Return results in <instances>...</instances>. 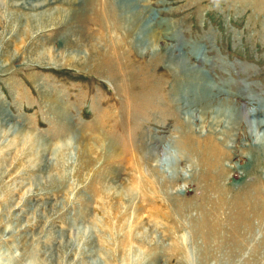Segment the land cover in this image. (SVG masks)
<instances>
[{"label":"rangeland","instance_id":"374dc122","mask_svg":"<svg viewBox=\"0 0 264 264\" xmlns=\"http://www.w3.org/2000/svg\"><path fill=\"white\" fill-rule=\"evenodd\" d=\"M66 1L48 6L59 14L47 28H35L29 18L13 27L8 10L14 7L0 2V108L21 139H0V264H264V153H256L246 136L251 110L263 108L264 116V0H130L161 38L147 52L122 22L105 26L90 0L81 6ZM110 5L121 16L120 0ZM72 30L80 50L64 40ZM46 41L56 57L53 49L34 61L33 51ZM80 55L83 62L70 60L84 59ZM127 68L154 70L158 97L172 99V107L162 102L172 121L160 108L154 112V104L143 105L137 127L123 132L119 118L127 96L108 70ZM187 70L201 72L209 85L199 95L208 93L214 108L230 107L241 120L239 133L223 144V170L214 175L179 147L178 133L190 131L177 125L189 110L200 109L176 103L189 83ZM171 90L172 96L164 95ZM106 110L117 122L107 120L94 131V118ZM194 115V137L224 140L210 129V117L201 130L199 113ZM22 131L46 143L42 168ZM79 139L90 148L83 161ZM153 140L158 143L148 156L158 167L176 168L171 183L151 175L141 157L142 145ZM253 156L263 161L253 162ZM46 167L48 175L40 174ZM221 198L219 217L210 219L215 227L202 229L204 211Z\"/></svg>","mask_w":264,"mask_h":264},{"label":"bare ground","instance_id":"6f19581e","mask_svg":"<svg viewBox=\"0 0 264 264\" xmlns=\"http://www.w3.org/2000/svg\"><path fill=\"white\" fill-rule=\"evenodd\" d=\"M5 1H7L9 6H13L14 8L19 7L18 9L21 10L20 12L16 11L14 8H10L8 10V18L11 21L13 27L16 25L15 24L16 22H20L23 26L26 19L29 18L31 20V22L34 24L35 28L36 27L37 28H39V27L47 28V27H51L54 23H56L54 20H56L57 15L59 14V12L56 9L48 8V6L55 4L57 1H64V0H57V1H55V0H0V2H3V3ZM90 2H91L92 10L95 8V10L102 12L101 16L104 14V18L102 17V22L106 24L105 26H107V24H110V23L111 24H115V23L121 24V22H122V27L124 25V27L127 26L129 28L127 30L130 31L132 38H134V40L137 41V43L140 45V48H142V50H144L146 52L151 48L154 50L156 48V46L159 45V41H161V38L158 35L157 30H155V28H153L149 24L146 17H144L137 10L133 9V4L130 0H120L121 16H119V17H118V14L116 12L115 7L112 8V6L110 5V0H90ZM82 3H83V1H81V0H67L66 1V4H75L78 6H81ZM0 5H2V4L0 3ZM32 10L38 11L36 16H33L31 14ZM79 14H80V12H76L74 17H77ZM94 14H97V13L94 12ZM115 14H116L117 19H118L117 22H116ZM65 17L71 18L72 16L67 15ZM83 19H84V17H81V18H79V21L81 22ZM99 21L101 22V19L96 20L97 23ZM39 23H40V25H39ZM76 35H78L77 30H72L71 33H69L64 38V40L67 43L69 41L68 44H72V47H74V50H80L79 46H78L79 44L72 43V40L75 41V40L79 39V37H77ZM49 44L50 43H48L46 41L43 44V46L36 47L35 50L33 51V54H35V55L31 56L32 59L34 61H39L42 59L45 60L49 56L50 51L51 50L53 51V49H54ZM6 53L9 54L11 52L8 50V51H6ZM55 53H57L56 49H54V51H53V54H54L53 58L56 57ZM57 55H59V54H57ZM77 55H78V53H77ZM80 56H84V55H80ZM50 58H52L51 55H50ZM70 58H71L70 59L71 61L78 60V61H82V62L86 59L85 56H84V59H82V60H79V59H81V57H79V58L76 57L77 58L76 59L75 57L70 56ZM86 62H87V60H86ZM117 62L118 61H115L114 67L116 66ZM70 63H72V62H70ZM112 63H113V60L110 62V65ZM85 64H87V63H85ZM108 71H109V73H112V77L115 79L116 82L122 84L121 87L118 86L120 94L123 95L124 98L127 96L126 100H124V104L122 106L123 107V110H122L123 115L121 118L118 117L122 121L120 128L123 130V132H125V131L130 132L131 130H133V128H134L133 125L135 127H137V124H136V121L138 118L137 108H139V106L144 105V106L153 107V104H154L156 107L155 110H153L154 112H157V108H160L161 110H159V111H163L165 113V119H171L172 118V113L167 114V111H164L163 106H162V102H164L165 107L166 106L172 107V99L167 100V97L164 98L162 96V99L158 97V95H157L158 89H156L153 86V83H154L153 82L154 81V72L153 71L154 70H143V69H141V70H129L128 69V70H108ZM187 71H188L189 78H190L189 83L182 84V86H181L182 90H181V93L179 96L182 95L183 100L181 102H176V103H178V104L184 103V106H191L192 105V108L199 106L200 109L197 111L196 110H189L188 111L189 113L188 112L186 113V120L184 122L182 121L180 124L177 125V127L179 126L178 129L182 128V129L190 131V132H186V131H183V132L180 131L179 132L178 131L179 133L177 132L178 135H180L179 137L182 139L181 142H179V147L181 146L180 148L182 150L188 151V153L192 154V156H195V157H193V159L198 158L195 160H198L200 162L199 164L203 167L204 171H207V173L210 175H214L212 173V170H215V171H222L223 170V167H224L223 166V160L228 156V154H227L228 152H226V150L224 149L223 144L225 143L228 146L227 143L230 140V138H232V136H235L239 133L240 129L242 128L241 120L239 121L240 118H238V114H235L236 112H233L234 110L230 107H227L226 109H224L223 104L219 103L218 104V105H220L219 108H214L213 104H211V101H210V100H213V98L208 93H206V94L204 93L203 96L199 95L198 90H200V88H202V90H204V89L210 90V88H208L209 85L207 86L206 84H204L202 82L206 79H205L204 75L201 72H199L198 70H187ZM109 76H111V75H109ZM165 81H167V80H165ZM185 87H187V88H185ZM190 89H191V91H190ZM168 94L172 96V90L169 93L164 94V95H168ZM191 95L193 97L192 99L190 98ZM187 99H190V100L188 101ZM174 101H176V100L173 99V103H174ZM50 102L56 108H60V105H57L54 101H50ZM97 103H100V99ZM109 103L113 104L111 102H109ZM202 105H203V107H201ZM214 106H216V104H214ZM95 108L98 109V105H96ZM261 109L262 110H260V107H257L255 110H253V111L251 110L252 115L249 114L250 117L248 115V117H249L248 128L249 129H248V131H246L247 132L246 136L250 140L253 141L254 145L255 144L257 145L256 146L257 150H255L253 147V144H252L251 150H253V151L255 150V152L258 153L260 156H261V153H264V116L262 114L263 108H261ZM60 110H61V108H60ZM170 110H172V109H170ZM198 113H199L198 118H199V121L201 124V130H204V126L207 123V117H210V122H211V128L210 129L212 130V128H214V132L219 133L221 135L220 138L224 139L223 141L220 142L218 138L215 139L214 137H212L210 135L207 136L205 138V140H202L200 138H196L193 136V134H192V132H194L193 123L196 121L194 114H198ZM116 117H117V115L113 111H108V110L102 111V113L100 115H97L94 118L93 130L97 131V129L102 128L103 125L105 126V124L107 123V120L108 121L113 120L114 122H117ZM248 117H247L246 121L248 120ZM165 119H163V120H165ZM224 119H226V122H223ZM169 121H172V119ZM10 124L11 123H10L8 116L6 115L4 110L2 108H0V139L12 137V138L18 139L21 142V139H19V137H18L19 134H16L17 131L19 130L18 126L12 125V127H11ZM22 132H24V131H22ZM184 132H186V133H184ZM24 133L26 135L25 134L23 135L24 136L23 141L26 144V148L29 147L30 152H33V151L37 152L38 158L34 161L37 165L40 166V168H42L43 162H42V159L40 157L42 156L44 159V152L43 151H45V149H46V147H45L46 143L42 139H38V135L34 134L33 132H28V133L24 132ZM220 135H218V136H220ZM29 142H30V145L28 144ZM75 142H77L76 147L78 150V155L81 158V160L83 161L84 156L89 154L90 148L86 142H84L80 139H79V141L75 140ZM157 143H158L157 140H153V141H151V143H148L145 146L143 144L142 147L140 148L141 149V157L146 162V165H148L149 163L151 164L150 168L147 167V170L151 175H154L157 178L161 176L162 178H159V179H164L167 183H171L172 181H169V179L172 178V176H175L176 173H173V172L174 171L176 172V168L173 167L174 168V171H173L171 166L168 168L167 167H158V165L160 163H158V161L153 157V155L148 156L149 151L152 150V149H150V147H152L151 144H157ZM69 144L70 143L68 141L66 144V147H64L65 151H68ZM137 150H138V148H137ZM135 152L138 153L137 151H135ZM26 153L28 154L29 152H26ZM138 156H139V154L134 156L135 157V164H134L135 170H138V166H140V162H141V161H139L140 159H138ZM260 156H253L252 158L250 157L252 159V160L251 159L250 160L253 162L254 161L261 162V161H263V159ZM188 159H191V158L188 156ZM163 160L165 163L167 162L166 157H164ZM29 162H30V160H29ZM45 165H47V164H45ZM157 168H160L161 170L165 171L166 175L162 174L160 172V170ZM50 169H51L50 167L49 168L46 167L45 170L40 169L39 172H40V174H41V172L42 173L46 172L48 175V173L50 172ZM169 172L171 174H169ZM176 175H178V174H176ZM39 177H40V175H39ZM177 178H178V176L176 177V179ZM113 188H115V187H112V189ZM120 190L124 191V193H126V189L125 190L120 189ZM224 192L225 191H222L220 194L223 195ZM168 193L171 194V192H168ZM122 195H123V193H122ZM223 200H224L223 198L219 199V201L216 200L215 202H218V203H216L215 206L213 205L212 210L204 211L203 222L201 221V228L202 229L205 227H208L209 225H213V227H215L213 222L210 221V219L214 218V221H215L217 219V217H219L220 207L217 204H220L223 206V204H224ZM213 232H215V230L211 231V233H213Z\"/></svg>","mask_w":264,"mask_h":264}]
</instances>
